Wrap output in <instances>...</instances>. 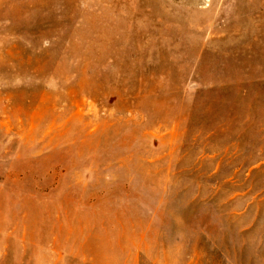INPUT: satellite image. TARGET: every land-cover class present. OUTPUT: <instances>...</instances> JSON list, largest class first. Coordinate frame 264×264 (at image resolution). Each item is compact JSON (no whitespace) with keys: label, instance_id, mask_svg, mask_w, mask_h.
<instances>
[{"label":"rangeland","instance_id":"obj_1","mask_svg":"<svg viewBox=\"0 0 264 264\" xmlns=\"http://www.w3.org/2000/svg\"><path fill=\"white\" fill-rule=\"evenodd\" d=\"M0 264H264V0H0Z\"/></svg>","mask_w":264,"mask_h":264}]
</instances>
